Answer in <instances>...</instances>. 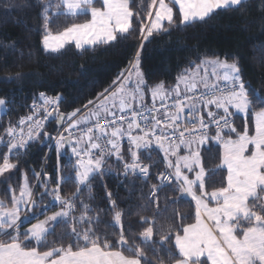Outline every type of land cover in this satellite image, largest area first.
Segmentation results:
<instances>
[{
  "label": "snow or ice",
  "instance_id": "6c2138e0",
  "mask_svg": "<svg viewBox=\"0 0 264 264\" xmlns=\"http://www.w3.org/2000/svg\"><path fill=\"white\" fill-rule=\"evenodd\" d=\"M96 2L97 0H60V3L54 5L56 15L75 17L90 13L91 19L85 23H73L63 32L53 35L49 29V10L53 5L51 0H41L44 49L56 52L71 42L75 43L77 49H83L86 45L96 46L126 39L128 34L135 31L134 16L139 21L142 48L143 42L148 41L154 34L169 30L165 22L168 26L176 23V6L180 16L179 24L187 25L204 21L217 10L242 7L244 0H152L150 7H156L157 3L158 7L154 16L151 10L148 12L149 23H145L139 13L133 12L130 0H102L100 7L94 6ZM129 65L108 89L99 94L97 101H88V105H93L95 110L88 111L87 116L81 114L78 117L80 109L66 115L59 113L58 107L49 111L48 106H58L61 98L45 97L44 93H41V99L44 101L43 116H39L40 110L34 105L32 115L19 118L16 124L9 122L3 135H0V145L7 148V154L2 156L0 162V175L17 167L10 161V156L22 155L31 143L40 140L44 122L54 113L57 122L63 126V132L68 135L60 132L56 137H51L47 132H43V136L56 142L58 173L59 157L67 156V153H62L61 150L68 146L71 153L68 156L69 161L75 158L74 171L78 185H88L97 175L112 174L111 168L105 167L109 157H115L116 161L123 165L125 178L129 174H139L147 178L149 165L141 161L140 150L150 149L155 143L164 152L167 169L171 170L157 176L160 186H163L165 181L171 184L174 180L179 191L195 201V222L170 228L169 235L161 237L159 242H154L159 243L166 251L170 264H264V107L255 111L252 127L245 119L242 128L238 130L231 119L237 113L246 118L253 108L254 100L256 104L264 105V97L246 86L237 62L229 63L226 59L216 58L204 60L196 65L195 73L187 76L182 74L172 89L166 88L163 82L152 86L150 92L153 108H144L145 89L148 86L140 70L139 51ZM202 66H206L204 75L197 82L196 76H199ZM208 67H211V76L216 81L211 85L207 79ZM20 76L18 73L16 78ZM180 83L184 84L186 93H194L198 83L203 84L205 91L199 96H189L186 93L182 96ZM250 94L254 96V100L250 99ZM157 99L161 101V107L165 108L163 119L152 114ZM168 99L172 100L170 106L164 104ZM133 102L140 107L134 108ZM7 103L5 99L0 98V109H4ZM88 105L84 106L85 110H88ZM198 105L205 108L214 106L216 111H208L207 122L199 115ZM117 107L121 113L126 110L131 112L126 129L115 126L117 113L112 109ZM185 108L191 117L188 120L191 127L180 130L177 122ZM109 117L112 119L109 120ZM93 119L97 121L93 126L83 130L80 136L74 134L73 129H78L81 123L87 124ZM120 119L124 120L126 117L121 116ZM101 120L107 122V128L101 125ZM212 125H215V130L214 136L210 137ZM135 130H139L140 134H133ZM176 133L178 142H173L172 136ZM125 136L128 140V159L125 158L120 143ZM210 138L222 147L220 163L212 171L215 173L220 169L226 170V186L208 193L204 191L205 168L199 145ZM181 145L187 148L188 154L178 155ZM173 156L176 157L175 162L170 159ZM189 174H194V178H190ZM33 175L47 177L48 174ZM69 178L59 177L55 187H49L50 180H44L42 186L45 190L38 202L25 174L24 182L19 187V195L13 190L11 207L0 201V236L8 237L7 240L0 239V264H142V261L143 264H150L142 249L129 245L124 235L122 211L118 210L116 201L111 200V193H108L111 204L109 211L113 212L114 225L120 227L119 238L115 243L107 239V233L103 234L102 239L93 229L91 225L98 223L99 218L94 221L87 217L86 213L91 211L89 205L82 203V214L79 218L72 216L76 209L74 201L79 197V187L71 199L62 198L60 195L61 182ZM158 190L157 185H153L151 196L156 197ZM46 195L52 196V204L44 206L40 214H46L56 204L61 206V210L32 224L23 233L20 232V212L26 210L25 220L29 219L27 213H31L32 218H37L33 209L40 207ZM209 199L215 202L214 207L209 206ZM69 217H72L74 223L87 224L88 227L80 231L72 227L70 232L64 234L62 239L71 241L66 247L61 244L46 251L38 250V247L46 243L47 235L53 231L55 224L61 220L68 223ZM142 220L145 224L149 222L146 217H142ZM9 229L12 231L9 232ZM172 232H175L174 249L178 251V256L171 248H165L166 243H173L170 238ZM141 236L145 242L152 241L153 227L145 228ZM126 251L131 254L125 255ZM156 251L153 249L154 254ZM157 259L163 264V258L158 256Z\"/></svg>",
  "mask_w": 264,
  "mask_h": 264
},
{
  "label": "trees",
  "instance_id": "16d2710c",
  "mask_svg": "<svg viewBox=\"0 0 264 264\" xmlns=\"http://www.w3.org/2000/svg\"><path fill=\"white\" fill-rule=\"evenodd\" d=\"M51 3L53 7L49 10V29L53 35L63 32L73 23H85L91 19L90 13L75 17L56 15L54 5L60 3V0H51ZM151 4L152 0H130L133 12L139 13L145 23H149L148 12L151 10L154 14L155 11V7H150ZM94 6L101 5L95 3ZM42 8L41 0H0V98L8 102L4 109H0V135H3L9 122L16 124L19 118L33 114V106L37 108L43 101L41 93L45 97H62L59 113L66 115L77 109L84 112L88 101H97L99 94L129 68V62L137 51L149 88L161 82L165 87H173L184 71L194 69L204 60L220 58L230 63L237 62L246 86L264 97V0H246L242 7L222 9L204 21L187 25L179 24V11L174 7L176 23L171 26L165 23L169 30L154 34L143 42L142 48L139 21L134 16L135 31L128 34L126 39L84 49L70 45L58 53L46 52L42 46ZM18 73L21 74L20 78H16ZM250 99L254 100L251 94ZM261 107L264 105L256 104L254 100L247 117L248 123L252 122L255 111ZM244 121L242 117L235 116L238 130ZM61 126L56 118L48 123L45 132L54 137ZM52 140L44 138L42 133L41 139L31 143L22 155L10 156V161L17 167L0 178V201L11 207L13 190L19 195L25 174L38 202L45 190L42 186L44 180H50L49 187H55L59 177H70L61 182L60 195L71 199L79 187L73 217L79 218L82 214V203L89 205L91 211L86 213L87 217L94 221L99 218L98 223L91 225L93 229L102 239L103 234L107 233V239L115 243L119 238L120 227L114 225L113 212L109 211L111 204L108 193H111V200H115L118 210L122 211L124 235L129 245L142 249L150 264H160L158 256L163 258V264H170L166 251L154 242L169 235L170 228L182 223H194L195 203L179 191L177 184L158 187L156 175L162 169L160 155L155 151L140 155L144 163L152 165L147 180L130 174L125 178L123 165L115 159L105 166L111 168L112 174L97 175L88 185L81 186L75 178V159L69 161L67 148L61 150L67 156L59 157L60 170L57 172V151L53 149L50 152ZM4 154H7V148L0 145V162ZM221 155L219 146L209 145L202 150L201 157L206 171L205 190L208 193L226 186V170L212 171L219 165ZM125 158H129L127 150ZM33 173L48 175L36 177ZM153 185L159 189L156 200L150 197ZM51 204L52 196H44L40 207L33 209L37 218L23 224L20 232L23 233L31 224L61 209L56 204L46 214H40L44 206ZM142 217H146L149 222L145 224ZM185 217L187 219H183ZM68 221L57 223L47 235L46 243L38 247V250L46 251L61 244L66 247L71 241L62 239L64 234L70 232L72 227L78 231L88 227L87 224L74 223L72 217ZM149 226L153 227V238L145 242L141 233ZM174 236L175 232H172L170 238L173 243H166L165 248H171L178 256V251L174 249ZM0 239L7 240L8 237L0 236ZM153 249L157 250L156 254ZM130 254L125 252V255Z\"/></svg>",
  "mask_w": 264,
  "mask_h": 264
},
{
  "label": "built area",
  "instance_id": "2783aa9c",
  "mask_svg": "<svg viewBox=\"0 0 264 264\" xmlns=\"http://www.w3.org/2000/svg\"><path fill=\"white\" fill-rule=\"evenodd\" d=\"M221 84H222V82H221ZM205 91V89L204 88H200V87H197V89H196V91L194 92V93H186L187 95H189V96H193V95H195V96H199V95H201L203 92ZM183 96V95H182ZM47 97H53V96H47ZM61 99H60V101H59V103H58V106H48V110L49 111H52V109H53V107H58V111H60V103H61V100H62V97L61 96H59ZM164 104L165 105H167V106H170L171 104H172V100L171 99H168V100H165L164 101ZM44 105V101H42V103L36 108V109H38V110H40L39 111V114H42V116H43V111H42V106ZM93 106V105H92ZM92 106H90V107H88V110L92 107ZM134 108H139L140 106L139 105H132ZM198 107L200 108V113H199V115H201V116H203L204 118H205V121L207 122L208 121V116H207V113H208V111L209 110H211V111H216L215 110V108H214V106H209L208 108H205L203 105H198ZM144 108H153V105L152 106H150V107H145L144 106ZM157 109H158V111H157ZM88 110H85L84 112H82V113H80V114H78L77 116L79 117V116H81V114H84L86 111H88ZM169 110H172V111H174V109H171V108H169ZM164 111H165V108L164 107H161V101L159 100V101H157L156 103H155V106H154V109H153V115H155L157 118H159V119H163V114H164ZM117 113V115H116V117H115V120H116V125L115 126H122V127H124L125 129L127 128V122H128V120H130L131 119V112L129 111V110H126V112H124V113H121V112H116ZM145 115H147V112H145ZM121 116H125L126 117V119H124V120H122V119H120V117ZM57 118V116H56V114L54 113L52 116H50L45 122H44V129H43V131L41 132V134L43 133V132H45V130H46V126L48 125V123L51 121V120H54V119H56ZM109 120L110 119H112V117H109L108 118ZM189 119H191V117H189V114H188V109L187 108H185V111L183 112V113H181L180 114V120L177 122L179 125H180V130H183L185 127H191V125L190 124H188V120ZM233 121H234V126H236V123H235V117H232L231 118ZM138 120H139V118H138ZM97 121L96 120H94V122H92V123H90V124H88V125H80V127L78 128V129H73V132H74V134L76 135V136H80L81 135V132L83 131V130H85L87 127H91V126H93L95 123H96ZM100 123H101V125L102 126H104V127H108V124H107V122L106 121H104V120H101V121H99ZM141 123H142V121H140ZM197 127H198V125H197ZM214 130H215V125H212L211 126V130L209 131V136L211 137V136H214ZM136 132H137V134H140L139 133V130H135ZM169 133L171 132V130H167ZM60 132H63V126H61V128H60V130H59V132L58 133H60ZM58 133L54 136V137H56L57 135H58ZM63 134L65 135V136H67L68 135V133L67 132H63ZM186 135H187V133H186ZM211 139V138H210ZM209 139V140H210ZM172 140H173V142H178V133H176V135L175 136H172ZM209 140L207 141V142H205L204 144H202V145H205V144H207L208 142H209ZM55 144H56V142H55V140H52L51 141V145H50V152L53 150V149H56V146H55ZM150 150H152V151H155V152H157L159 155H160V157H161V163H162V169L160 170V172L156 175V182L158 183V187H166V186H171V185H173V184H176V182L173 180L172 181V183L171 184H169L167 181H165L164 182V185L163 186H160V181L157 179V176L160 174V173H164V172H166V171H171V170H169V169H167V166H166V162L164 161V154L162 153V151L155 145V143H153V145H152V147L150 148V149H147V150H144V149H141V152H148V151H150ZM143 162V161H142ZM143 164H146V165H149V176L147 177V178H145V177H143V176H140L139 174H135V175H133V174H130V175H133V176H135V177H138L139 179H141V180H147L149 177H150V174H151V164H149V163H144L143 162ZM156 195H157V193H156ZM150 197L153 199H155L156 200V197H152L151 195H150Z\"/></svg>",
  "mask_w": 264,
  "mask_h": 264
},
{
  "label": "crops",
  "instance_id": "0c3cea01",
  "mask_svg": "<svg viewBox=\"0 0 264 264\" xmlns=\"http://www.w3.org/2000/svg\"><path fill=\"white\" fill-rule=\"evenodd\" d=\"M244 1H246V0H244ZM166 2H167V0H166ZM176 8L178 9V6H176ZM222 10V9H221ZM217 11H219V10H217ZM165 23H167V22H165ZM209 60H211V59H209ZM194 70V69H193ZM193 70H191V72H193ZM208 73H209V76H208V83L211 85L212 83H214V82H216L215 81V78H213L212 76H211V72L208 70ZM203 75H204V71H201V72H199V76H197V82H199V80H200V78L201 77H203ZM221 83V82H220ZM176 85V84H175ZM174 85V86H175ZM148 86V85H147ZM173 86V87H174ZM173 87H170V88H168V87H166V88H168V89H172ZM198 87H200V88H204L203 87V84H199L198 83ZM150 88L148 87V88H146L145 89V96H144V101H143V105L145 106V107H150V106H152L153 105V100H152V97H151V92H150V90H149ZM180 90H181V93H182V95H184L185 93H186V90H185V87H184V84L183 83H181L180 84ZM157 101H159V99H157L156 101H155V103L157 102ZM133 105H138L136 102H133ZM111 103L109 104V108L111 109ZM95 109L93 108V107H91L88 111H94ZM113 111H115V112H118L119 111V109H118V107L117 108H115V109H112ZM88 111H86L83 115L84 116H87V114H88ZM233 111V110H232ZM250 112V111H249ZM249 115V114H248ZM247 115V116H248ZM235 116H239V115H235ZM253 118H254V115H253ZM94 120L95 119H93V120H91V121H89L87 124H85V123H81L82 125H88V124H90V123H92V122H94ZM133 134H137V132L135 131ZM233 136H235V134L233 135ZM120 143H121V149H122V151L125 153V151L128 149V140H127V137L125 136L123 139H121V141H120ZM216 143V141L214 140V139H210V141L207 143V144H205V145H199V150L201 151V153H202V150L205 148V147H208L209 145H215V146H219L218 144H215ZM194 147H195V145H194ZM220 147V146H219ZM65 148H67L68 150H69V154H71L70 153V149L68 148V146L66 145L65 146ZM161 150V149H160ZM150 151H152V150H150ZM150 151H148V152H150ZM162 151V150H161ZM148 152H144V153H148ZM186 152H188L187 151V148L185 147V146H183V145H181L180 146V149H179V152H178V155H180V154H183V153H186ZM143 152H141V150H140V155L142 154ZM162 153L164 154V152L162 151ZM75 159V158H74ZM111 160H115V157H109L108 159H107V163L108 162H110ZM142 161V160H141ZM106 163V164H107ZM106 166V165H105ZM7 172H5L3 175H0V178H3V176H5V174H6ZM205 174H206V171H205ZM133 176V175H132ZM190 178H194V177H190Z\"/></svg>",
  "mask_w": 264,
  "mask_h": 264
},
{
  "label": "rangeland",
  "instance_id": "374dc122",
  "mask_svg": "<svg viewBox=\"0 0 264 264\" xmlns=\"http://www.w3.org/2000/svg\"><path fill=\"white\" fill-rule=\"evenodd\" d=\"M96 3H98L99 5H101V3H102V0H97V2ZM156 7H158V3H157V6ZM156 7H155V11H156ZM155 11H154V13H155ZM153 16H154V14H153ZM70 45H74L75 46V43L74 42H71V43H66L65 44V46H64V48H66L67 46H70ZM42 46H43V43H42ZM89 47H93V46H85L84 48H89ZM44 48V47H43ZM64 48H62V49H60L59 51H56V52H53V51H50V50H48V51H46L45 49V51L46 52H49V53H58V52H60V51H62ZM83 48V49H84ZM220 59V58H219ZM220 60H224V59H220ZM230 63V62H229ZM204 67H206V66H202L200 69H199V72H201V71H204ZM140 70H141V72L143 73V76H144V79H145V81H146V78H145V75H144V72H143V70H142V68H141V65H140ZM191 70H193V69H188V70H186V71H184V75H188V74H190V73H195L197 70H196V67L194 68V70H193V72H191ZM207 70H209L210 72L212 71V69H211V67H208L207 68ZM196 79H197V76H196ZM133 80H135V77H133ZM146 84H147V81H146ZM177 84V83H176ZM181 84V83H180ZM176 86V85H175ZM174 86V87H175ZM173 87V88H174ZM151 89V88H150ZM149 89V90H150ZM233 111H234V109H233ZM237 115H239L240 117H242L243 118V120H245V119H247V117L245 118V116L243 115V114H239V113H237ZM254 116H255V114H254ZM253 124H254V118H253V120H252V122L251 123H249V126L250 127H252L253 126ZM237 127V126H236ZM242 127V126H241ZM237 129H238V127H237ZM234 135V134H233ZM233 138H235V136H233ZM215 144H218L217 142L215 143ZM219 146H220V148H221V150H222V147H221V145L220 144H218ZM201 150V149H200ZM199 150V151H200ZM186 154H188V152H186V153H183V154H180V155H186ZM200 154H201V151H200ZM170 159H172L173 160V162H175V159H176V157H170ZM202 164H203V161H202ZM204 167V166H203ZM186 171V170H185ZM190 175V177H194V174H189ZM81 186H85V185H81ZM204 191L205 192H207L206 190H205V188H204ZM34 193V192H33ZM197 194H199V193H197ZM186 196H188V195H186ZM189 198H191L190 196H188ZM194 201V200H193ZM194 203H195V201H194ZM209 206L210 207H214L215 206V202L214 201H211L210 199H209ZM22 208H23V206H22ZM61 210V209H60ZM60 210H58V211H60ZM56 212V211H55ZM54 213V212H53ZM53 213H51L50 215H52ZM25 214H26V210H22L21 212H20V216H21V221H19L18 223L20 224V228L23 226V224L25 225V224H27V223H29L32 219H34V218H32L31 217V214H29V213H27L28 215H29V219L28 220H25L24 219V216H25ZM50 215H48V216H50ZM46 218H44V219H41V220H39V221H42V220H45ZM39 221H36L35 223H38ZM35 223H33V224H35ZM56 225V224H55ZM32 226V224L30 225V226H28L27 228H26V230L28 229V228H30ZM9 232L10 231H12V229H9L8 230ZM35 242V241H34Z\"/></svg>",
  "mask_w": 264,
  "mask_h": 264
}]
</instances>
